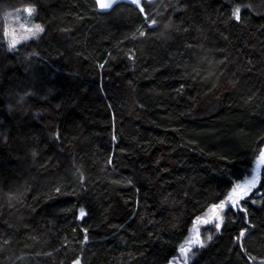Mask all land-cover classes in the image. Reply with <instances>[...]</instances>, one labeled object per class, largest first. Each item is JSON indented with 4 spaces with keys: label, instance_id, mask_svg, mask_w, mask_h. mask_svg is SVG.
<instances>
[{
    "label": "trees",
    "instance_id": "trees-1",
    "mask_svg": "<svg viewBox=\"0 0 264 264\" xmlns=\"http://www.w3.org/2000/svg\"><path fill=\"white\" fill-rule=\"evenodd\" d=\"M263 146L264 0H0V264H264Z\"/></svg>",
    "mask_w": 264,
    "mask_h": 264
},
{
    "label": "rangeland",
    "instance_id": "rangeland-1",
    "mask_svg": "<svg viewBox=\"0 0 264 264\" xmlns=\"http://www.w3.org/2000/svg\"><path fill=\"white\" fill-rule=\"evenodd\" d=\"M27 9H33V6L25 4L15 9L6 10L1 14V18H2L1 27L4 35V38L2 40L4 41L5 47L10 51L14 50L15 47L22 41L37 38L43 31V25L39 21H37L34 17V11L31 12V14H29V12H27ZM37 25L41 27L42 31L38 32L35 36H32L31 31L35 29ZM22 37H26V38L22 39ZM12 39H16L17 43L15 44V46L10 47V43ZM263 162H264V156H261V151H260L259 154L256 156V158L253 160V163L250 169L248 170V172L241 179L233 183L232 187L230 188L227 194V198L230 195L232 196L233 200H237L242 196L246 198V196L251 192L253 186L257 183L258 170ZM237 185H239L240 187L237 188ZM234 188H236L235 192H233ZM208 213L209 214L206 216V218L208 219L206 220H212V217L214 215L213 211L210 210ZM213 222L214 224L216 223L215 221ZM201 226H202L201 224L195 226L196 230L198 229V231L200 232ZM196 230L194 231L193 229H191L187 242L184 244L186 247L189 246L188 241L190 239L196 238L197 236H199L200 239V233L198 232L199 235H197ZM184 245L182 247H184ZM194 246L195 245H192L191 248ZM178 260L180 262L176 260L173 262V264H185V258L183 256H181ZM189 263L190 262L188 261V264Z\"/></svg>",
    "mask_w": 264,
    "mask_h": 264
},
{
    "label": "snow or ice",
    "instance_id": "snow-or-ice-1",
    "mask_svg": "<svg viewBox=\"0 0 264 264\" xmlns=\"http://www.w3.org/2000/svg\"><path fill=\"white\" fill-rule=\"evenodd\" d=\"M96 3L98 5L99 8L101 9H110L114 3H116V0H96ZM132 4H139V0H131ZM33 9H27V12H29V14H31V12H33ZM141 11H143V9H141ZM153 23H155L153 21ZM42 31L41 27L39 25H37L35 27V29H33L31 31V35L35 36L38 32ZM143 34V33H142ZM26 37H22V39H25ZM17 43L16 39H12L11 43H10V47L15 46V44ZM261 156H264V149L261 150ZM240 186L237 185V188H239ZM236 191V188L233 189V192ZM246 195V193H245ZM244 197H240L237 200H233L232 196L230 195L226 200L221 201L219 204H214L212 205V209H213V217L212 219H214L216 221L215 223V228L217 231H219L222 227V221L224 219L223 216L219 215V213L221 212H225L231 209H236L238 211H243V209L240 208V203L243 201ZM83 212L81 213V215L83 216ZM209 220H205L204 223L207 224L209 223ZM244 232H241V235H243ZM208 239H211V237H208ZM188 247H181L180 248V254L185 258V264H188V261L190 259V253L192 255H194V250L191 248L192 245H198L200 247L204 246V242L199 239V236H197L196 238L190 239L188 241Z\"/></svg>",
    "mask_w": 264,
    "mask_h": 264
},
{
    "label": "water",
    "instance_id": "water-1",
    "mask_svg": "<svg viewBox=\"0 0 264 264\" xmlns=\"http://www.w3.org/2000/svg\"><path fill=\"white\" fill-rule=\"evenodd\" d=\"M198 232H199V231H198V229H197V230H196V233L198 234Z\"/></svg>",
    "mask_w": 264,
    "mask_h": 264
},
{
    "label": "bare ground",
    "instance_id": "bare-ground-1",
    "mask_svg": "<svg viewBox=\"0 0 264 264\" xmlns=\"http://www.w3.org/2000/svg\"><path fill=\"white\" fill-rule=\"evenodd\" d=\"M197 235H199V234H197Z\"/></svg>",
    "mask_w": 264,
    "mask_h": 264
}]
</instances>
